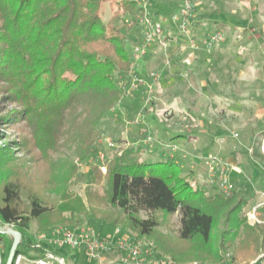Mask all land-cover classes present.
Masks as SVG:
<instances>
[{
    "label": "trees",
    "instance_id": "16d2710c",
    "mask_svg": "<svg viewBox=\"0 0 264 264\" xmlns=\"http://www.w3.org/2000/svg\"><path fill=\"white\" fill-rule=\"evenodd\" d=\"M109 1L0 0V129H18L0 144V229L22 234L21 252L34 245L23 242L31 227L41 234L85 218L124 227L177 264L254 260L264 253V223L251 225L242 214L264 188V172L249 195L235 190L226 197L218 189L209 195L175 159L143 163L142 151L131 147L104 158L106 174L93 165L92 183L105 182L103 190L87 189L86 200L72 191L101 138L100 122L123 98L118 76L133 66L115 21L136 13L138 1L115 0L105 23ZM71 142L75 160L64 163ZM142 212L151 216L142 219ZM156 212L179 213L177 235L156 231Z\"/></svg>",
    "mask_w": 264,
    "mask_h": 264
},
{
    "label": "rangeland",
    "instance_id": "374dc122",
    "mask_svg": "<svg viewBox=\"0 0 264 264\" xmlns=\"http://www.w3.org/2000/svg\"><path fill=\"white\" fill-rule=\"evenodd\" d=\"M114 1L110 0L103 8L102 18L105 23L114 15ZM137 1L139 10L136 13H123L121 18L115 21V25L127 37V49L133 60L131 71L118 76L117 81L122 89L123 98L116 108L109 112L100 122L98 128L101 132V138L95 144L89 159L81 164L78 174L72 180V191L86 200L87 189L92 188L99 191L106 187L105 182L99 186L92 183L93 165H98L101 168L105 157L120 156L125 148L128 149L127 147L133 146L137 127L141 123L140 116H145L144 113L150 114L152 112L151 100H153V96L161 95L169 97H166L165 102L160 107L158 106L159 109L152 103L156 112L154 124L152 123L149 128L146 127V123L143 125L145 128H141L143 129L141 140L153 143L158 138V140L160 139L159 141L161 139L168 141L170 136L183 134L189 141L186 144V148L179 149L176 146L163 147V154L161 156L155 155L150 161L147 157L142 159V152L139 156V161L143 163L162 162L167 154V157L175 159L180 165L183 175L193 172L196 182L203 185L209 195H212L217 191L218 186L211 184L209 181V163L211 157H217L222 163L221 165L228 169L229 195L235 190H238L243 196L249 195L253 186L257 185L261 172H264V137L262 134L264 129V37L260 33L258 34L261 39L256 40V49L245 50L242 48L240 50L238 48L239 45L242 44L244 46L245 43L249 42L250 37H242L243 39L239 41V44H236L238 37L229 32L226 24L211 21L215 17L220 16V14L223 16L222 19H229L232 15L230 14L231 10L234 9L240 10V15L243 17L251 16L252 11L246 6V0H191L193 3L191 19L193 20L194 17H197L198 20L204 18L205 21H203L205 23L203 24V21L198 23L197 30L201 36H197V40L193 43L195 46H191L189 50L197 49V44L204 46L203 40L207 41L209 39L211 42L209 44H212V47L209 46L208 49L211 48L212 51H217L215 57L211 56L212 52H205L203 55L198 52L195 54L193 52V55L192 52H188L189 55L186 53L188 61H185L187 64L183 63V65L185 67H196L197 69L191 73L189 80L185 77L186 74L179 75L181 78L175 79L180 92L183 90L182 96H185L189 102L188 107H191L190 109L194 113L191 114V117H188V111H181L171 103L172 100L170 98L174 96V92H171L166 86H160L164 75L160 68H163V65L154 61V56L149 54L151 49L158 51L157 53L159 54H164L166 50V54L171 51V46L163 50V46H165L163 42L174 41L177 43V40L175 41L174 37L172 39L166 37V32L172 35L175 33L186 35L190 30L192 31V21L190 30L183 32L172 19L182 8L184 0ZM197 2L200 5L203 2L201 9L197 7ZM260 11H258L259 16ZM144 14L162 22L164 38L162 41H155V43L146 46L145 55L136 60L133 50L135 46L143 47L144 28L141 22ZM134 21H136L137 25L131 26ZM222 31L225 33L223 34ZM218 33L221 38L214 42L212 36ZM165 37L168 39L165 40ZM253 37H257V35H253ZM156 43L162 46L163 49H153L152 46ZM237 51L241 52V54L237 55ZM169 66L172 72H176L180 68V63L168 64ZM152 68H155V70ZM168 71L166 70L165 72ZM152 72H157L160 75L158 82V87H160L156 91V87L153 90H149L145 85L146 87H140L137 92L134 91L127 94L129 84L135 77L150 81ZM124 84L127 87L123 90ZM186 85L191 87L187 88ZM174 111L182 113L183 116L175 114ZM161 120L167 121V131L161 126ZM16 129L1 128L0 136H3L4 140L0 139V144L3 145L5 142L12 141L18 133V129ZM161 132L166 133L161 134L162 138L159 137ZM124 133H126L127 138H124ZM154 133L157 135L155 136ZM173 138L178 141L186 140V138L179 136ZM177 146L179 145L177 144ZM75 147L76 144L71 142L70 145L64 148L63 154H61L64 163L67 161L71 163L73 159L75 160ZM173 148L176 150H173ZM101 171L106 174L107 167L105 166V170L101 169ZM256 204H262L257 217L264 223V188L258 191V197L245 208L242 214L246 215L247 219L248 217L251 218V220H248L250 224L253 220L252 208ZM153 214L160 222V226L156 231L162 234H178L180 227L179 213L166 215L156 212ZM139 216L142 219H146L151 214L142 212ZM73 227H95L101 234H113L115 227L121 226L102 225L95 220L84 218L78 225ZM36 228L33 226L24 234L23 242L25 244H38L41 242V234L36 231ZM122 229L121 235L129 239L137 238L124 227ZM235 238L236 241L241 239V231L236 232ZM0 240L4 241V257L6 258L13 238L9 235L0 234ZM42 242L47 244L45 241ZM53 251L63 256L67 264H96V262L87 257L85 252L80 250L55 248ZM22 252L29 257H44L41 253L32 256L29 248ZM250 262L244 264H249ZM192 263L188 262L185 264Z\"/></svg>",
    "mask_w": 264,
    "mask_h": 264
},
{
    "label": "built area",
    "instance_id": "2783aa9c",
    "mask_svg": "<svg viewBox=\"0 0 264 264\" xmlns=\"http://www.w3.org/2000/svg\"><path fill=\"white\" fill-rule=\"evenodd\" d=\"M193 3L191 0H184L182 8L175 14L172 19L179 25L183 32L190 30L192 18ZM141 25L144 28L142 45L135 46L133 50L134 58L139 60L146 53L145 47L162 41L164 38V26L162 22L150 15L144 14ZM188 33V32H187ZM221 35L212 36L214 42L218 41ZM166 43V42H165ZM163 42V44L165 45ZM192 46L195 45L192 43ZM160 75L157 72L150 74V81L135 77L130 82L129 91H138L140 87L147 86L149 90L157 87ZM127 85V83H125ZM123 85V90L127 87ZM145 86V87H146ZM173 150H176L173 148ZM217 157H211L209 163L210 183L218 186L219 191L227 196L229 195V177L228 169L221 165ZM105 170V166H101ZM262 204H256L252 208V223H262L257 216ZM250 215V214H249ZM248 220L251 218L248 217ZM5 232L16 231L14 227H2ZM0 229V230H1ZM122 227H115L113 234H101L95 227H54L48 232L41 233V242L34 244L29 248L32 256L41 253L44 257H29L22 251L16 253L13 264H67L63 256L56 254L55 248H68L85 252L87 257L96 262V264H177L168 257L158 255L152 246L141 239H129L121 235ZM13 238V237H12ZM47 242L45 244L44 242ZM22 243V239L20 244ZM4 241L0 240V264H4ZM196 264V263H192ZM249 264H264V254H260L255 260Z\"/></svg>",
    "mask_w": 264,
    "mask_h": 264
},
{
    "label": "crops",
    "instance_id": "0c3cea01",
    "mask_svg": "<svg viewBox=\"0 0 264 264\" xmlns=\"http://www.w3.org/2000/svg\"><path fill=\"white\" fill-rule=\"evenodd\" d=\"M202 1V0H200ZM202 4H198L197 2V7L199 9H201L203 7V2H201ZM241 4H243L241 2ZM246 6L249 7L250 11H252V14L251 16L249 17H243L240 15V10L238 9H234V10H231V13L232 14L230 16L229 19H222L223 16L222 14H220V16H217L215 17L213 20L211 21H214L216 23H220V24H226L227 28L229 29V32L234 34L236 37H238V40L236 41V44H239V41H241L243 38H245L246 36H249L250 37V40L248 43H245V45L243 46L242 44L239 45L238 48H240V50L243 48L245 50H251V49H256L257 48V45L256 44V40H260L261 38L258 36V34L260 33L262 37H264V0H246ZM261 10V11H260ZM260 11V16H259V12ZM221 19V20H220ZM204 18L202 19H199L197 17H194L193 20L191 19L192 21V31L190 30L189 33H187L186 35L184 34H174L172 35L171 33L168 34L166 32V37H169L170 39H172V37H174L175 41L177 40V43L174 42V41H167L165 43V46L164 49L162 46H159L158 43L154 44L152 47L153 49L157 48V49H160V50H166L169 46H171V51L169 53L166 54L167 50L164 51V54L162 53H157L158 51L156 50H152L149 52V54H151L153 57V60L156 61V62H159L160 64L163 65V68H160V71L164 74L163 75V79H162V85H160L161 87L162 86H166V88H168L171 92H174V96H172L170 99L172 100V104L175 105V108L181 110V111H185L186 112L188 111V117L192 116L191 114H194L192 111H191V107H188L189 105V102L188 100L186 99L185 96H182L181 93H183V90H179V88L177 87V83H176V80L177 78H181V76L179 75H183V74H186L185 77L189 80V77L191 75V73L196 70L197 68L196 67H185L183 65V63L187 64V62L185 61H188V55L189 53L192 52V55H193V52L194 54L195 53H199L201 55H203L205 52H208V53H211V56H216V52L217 51H212V49H208L209 46L212 47V44H209L210 40L208 39L207 41L203 40V43H204V46L202 45H198V48L197 49H193L192 51L189 50V48L192 46V43H194L197 39V36L200 37L201 34L198 33V23H200L201 21H203ZM205 21V20H204ZM203 21V24L205 23ZM208 22V21H206ZM259 31V32H258ZM222 33L224 34L225 32L222 31ZM207 34V33H206ZM209 35V34H208ZM253 35H257V37H253ZM171 36V37H170ZM210 36V35H209ZM208 36V38H210ZM165 37V38H166ZM243 37V38H242ZM180 43V44H179ZM211 43V42H210ZM208 45V46H207ZM162 48V49H161ZM239 50V49H238ZM189 52V53H188ZM186 53H188V55H186ZM159 54V55H158ZM241 52L239 53L237 51V55H240ZM159 58H160V61H159ZM190 60V58H189ZM184 61V62H183ZM172 63H175V64H178L180 63V68L176 71V72H172L171 71V67L169 66L168 67V64H172ZM184 66V67H183ZM161 67V66H160ZM155 70V68H152ZM166 70H169L168 72H165ZM161 82V81H160ZM192 85V84H191ZM159 86V87H160ZM158 85L157 87L155 88V91L159 88ZM187 88L191 87L190 85H186ZM167 97V96H166ZM166 97H163L161 95L157 96V95H154L153 96V100L152 103L155 104V107L157 106H161V104H163V102H165V99ZM169 97V96H168ZM167 97V98H168ZM151 103L152 105V112L149 113H144V115L140 116L141 117V123L138 125L137 127V133L135 134V138H134V143H133V146L131 145L130 147H127V148H135V149H140L143 154H142V159L143 157H147V159H149V161L152 159V157H155V155L157 156H161L163 153V147L165 146H176L177 148L181 149V148H186V144L188 143V139L183 135V134H176L175 136H179L181 138H186V140H174L173 137L175 136H170L169 137V140H162L159 141L158 138L155 139V141L152 143V142H144L141 140V137H142V134H143V129L141 128H145L143 125L146 123V127L149 128L152 126V123L154 124V119H155V111H154V108H153V104ZM158 107V109H159ZM175 114L177 115H180V116H183L182 113H176V111H174ZM140 115V114H138ZM139 117V118H140ZM161 126L163 127L164 130L167 131V121H162L161 120ZM161 134H166L164 132H161L159 137L162 138V135ZM154 135L156 136L157 134L154 133ZM124 138H127V135L126 133H124ZM173 138V139H172ZM171 140V141H170ZM168 143H167V142ZM167 143V144H166ZM180 143V144H179ZM177 144L179 146H177ZM165 155V153H164ZM166 158H169V156L167 157V154L165 155ZM151 163V162H150Z\"/></svg>",
    "mask_w": 264,
    "mask_h": 264
},
{
    "label": "water",
    "instance_id": "95a60500",
    "mask_svg": "<svg viewBox=\"0 0 264 264\" xmlns=\"http://www.w3.org/2000/svg\"><path fill=\"white\" fill-rule=\"evenodd\" d=\"M0 233H3L5 235H9V236L13 237V243H12V246L10 248L8 258H7V262H6V264H13L14 257L17 253L18 247H19L21 239H22V234L18 231L5 232L2 229L0 230Z\"/></svg>",
    "mask_w": 264,
    "mask_h": 264
}]
</instances>
